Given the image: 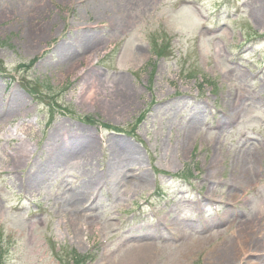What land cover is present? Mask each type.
I'll return each instance as SVG.
<instances>
[{"label": "rangeland", "instance_id": "obj_1", "mask_svg": "<svg viewBox=\"0 0 264 264\" xmlns=\"http://www.w3.org/2000/svg\"><path fill=\"white\" fill-rule=\"evenodd\" d=\"M0 241L264 264V0H0Z\"/></svg>", "mask_w": 264, "mask_h": 264}, {"label": "trees", "instance_id": "obj_2", "mask_svg": "<svg viewBox=\"0 0 264 264\" xmlns=\"http://www.w3.org/2000/svg\"><path fill=\"white\" fill-rule=\"evenodd\" d=\"M88 120L93 121V119L90 117H87V121ZM115 128L121 129L119 127H115ZM0 244H1V246H0V264H4L3 259H2V250H1V247L3 246L4 243L0 241ZM73 253H74V256H73L74 264H83L89 258L88 254H80L77 251H74Z\"/></svg>", "mask_w": 264, "mask_h": 264}, {"label": "bare ground", "instance_id": "obj_3", "mask_svg": "<svg viewBox=\"0 0 264 264\" xmlns=\"http://www.w3.org/2000/svg\"><path fill=\"white\" fill-rule=\"evenodd\" d=\"M137 158V156H131L130 157V159L132 160V161H134L135 159ZM132 177L133 178H135V179H138V180H143V178L140 176V174H138V173H134L133 175H132ZM85 200V198L84 197H80V201H84ZM149 247V246H148ZM229 256H230V253H224L223 251H222V249L220 250V255L218 256L219 258H217V260H224V262H225V264L230 260V258H229ZM216 260V261H217ZM218 262V261H217Z\"/></svg>", "mask_w": 264, "mask_h": 264}]
</instances>
